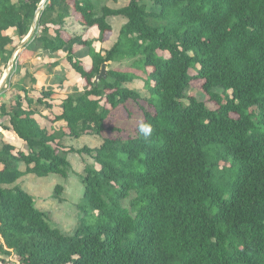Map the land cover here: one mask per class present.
<instances>
[{"label":"trees","instance_id":"obj_1","mask_svg":"<svg viewBox=\"0 0 264 264\" xmlns=\"http://www.w3.org/2000/svg\"><path fill=\"white\" fill-rule=\"evenodd\" d=\"M42 1L0 0L1 64L29 35ZM147 1L112 9L49 0L42 10L17 72L41 54L52 60L45 70L69 64L84 89L55 104L52 89L35 99L17 84L0 102V256L20 264H264V0H152L157 9ZM112 16L127 22L111 49L97 50ZM75 18L98 39L70 33ZM124 61H132L127 71L109 68ZM140 61L143 75L132 70ZM104 64L107 76L96 81ZM194 79L216 109L193 96L182 102ZM136 80L148 97L128 87ZM130 101L143 119L130 131L113 126V111ZM105 133L99 147L66 146ZM70 153L94 164L85 165L86 202L66 234L18 182L67 178Z\"/></svg>","mask_w":264,"mask_h":264},{"label":"rangeland","instance_id":"obj_2","mask_svg":"<svg viewBox=\"0 0 264 264\" xmlns=\"http://www.w3.org/2000/svg\"><path fill=\"white\" fill-rule=\"evenodd\" d=\"M94 1L97 3V0ZM130 1L131 0H118L117 2H114L111 0H99V5L108 6L112 9H120L126 7ZM147 5L149 8L157 9L154 7L152 0H148ZM108 21L112 25V31L106 35V38L103 42L98 41L95 43V49L97 50H102L103 47L105 49L112 48L114 46L113 44H115L118 39L117 37L119 35V31L127 22L122 16H112L108 18ZM67 30L72 34L83 33L84 38L90 37L93 39H98L99 36L92 30L88 32L79 28L76 18L69 21ZM78 30H80V32H78ZM10 34L13 35V32ZM16 44L18 45V43ZM16 47H11V50L14 51ZM19 55L20 53L16 58L15 66L10 75L12 79V86L6 88V82L4 88L0 91V102L12 99L14 94L13 85L17 84L29 88L31 90L30 94L35 99L41 97L42 92L50 89L54 91L53 97L56 100H61L63 97H66L67 94L72 93L73 91L84 89V81L76 77L75 72L72 70L69 64L63 62L53 69L45 70L50 68L48 64L52 60H49V58H44L41 54L24 63V65L20 67L19 72H17L18 63L21 64V62H19ZM61 56L64 58L65 53L62 52ZM82 59L85 67L88 68L90 63L89 58L84 57ZM131 64L132 61H124L122 63L113 62L112 64H109V68L127 71L129 70V66ZM8 65L9 63L1 64L0 62V84L7 73L9 67ZM42 66H44L43 69H41ZM132 70H135L138 74L143 75L142 61L138 63L136 69ZM65 77L67 78L66 80ZM33 79H36V84H33ZM61 79L65 80L64 83H61ZM128 87L140 91L144 97L149 96L148 92L144 89V81L142 80H136L134 83L128 85ZM218 92H222V90H218ZM189 96L196 97L198 100L205 102L211 109L217 108L216 102L213 101L203 89L202 80L194 79L190 83L188 90L185 92V97L182 100L185 105L188 104L187 98ZM47 101L49 102L48 99ZM141 104L153 111V109L149 107L145 101H141ZM143 117V111L140 109V106L130 101V103L115 109L109 121H112L113 118L114 122H111L113 123V126L127 128L128 131H130L134 130L136 125L143 119ZM64 125V122L58 123V126ZM106 135V133L100 136L85 135L78 139H67L66 146L68 148L72 147L75 149L95 147L98 145V143L102 142L104 137L109 136ZM0 140H3L1 136ZM68 159L71 163L72 169L67 178L54 174L44 178H39L34 175H27L23 177L18 183L22 185L26 192L36 197V207L49 214L52 225L56 226L66 234H73L77 219L80 215L79 208L80 206L85 205L86 202L84 195L85 189L81 176L84 175L85 165L94 164V162L91 157L78 153H70L68 155ZM22 169L24 170L25 167L22 166ZM57 186H61L63 189V191L60 190L62 191L60 192L61 201L55 197V189ZM0 264L20 263L14 254H12L11 256H0Z\"/></svg>","mask_w":264,"mask_h":264},{"label":"water","instance_id":"obj_3","mask_svg":"<svg viewBox=\"0 0 264 264\" xmlns=\"http://www.w3.org/2000/svg\"><path fill=\"white\" fill-rule=\"evenodd\" d=\"M49 2V0H43L41 2V4L39 5L38 9L36 10V13H35V16H34V21H33V25H32V29L29 33V35L21 42L17 45L16 49L14 50L12 56H11V59L9 61V67H8V70H7V73L6 75L4 76L1 84H0V91L4 88L7 80L9 79L10 75H11V72L15 66V61H16V58L18 56L19 53H21L20 51H23V49L25 48V46L33 39L35 33H36V30L38 28V21H39V18H40V14L42 12V10L45 8V6L47 5V3ZM106 66L107 64H104L103 67H102V71H101V74L97 77L96 81H99L101 80L102 78H106V72H107V69H106Z\"/></svg>","mask_w":264,"mask_h":264},{"label":"crops","instance_id":"obj_4","mask_svg":"<svg viewBox=\"0 0 264 264\" xmlns=\"http://www.w3.org/2000/svg\"><path fill=\"white\" fill-rule=\"evenodd\" d=\"M78 24V27L79 28H81V29H83V27L79 24V23H77ZM96 29H92V31H94L97 35H99L98 34V31L96 30ZM82 31V30H81ZM78 32H80V30H78ZM118 38V37H117ZM114 45V44H113ZM103 49H105L104 47H103ZM111 49V48H110ZM105 50H109V49H105ZM55 104L56 103H59V100H56L55 102H54ZM63 122V121H62ZM46 123V121H43L42 122V124H44V125H46L45 124ZM60 123V122H59ZM65 124V123H64ZM56 126L57 127H64V126H58V123L56 124ZM3 137L5 138V140H7V141H10V142H12L13 144H16V145H22L21 144V141L20 140H18V139H16V137L12 134V133H7V132H4L3 133ZM101 144H102V142H100V143H98V145L97 146H95V147H91V148H96V147H99V146H101ZM33 196V195H32ZM34 198H35V202H36V197L34 196Z\"/></svg>","mask_w":264,"mask_h":264},{"label":"clouds","instance_id":"obj_5","mask_svg":"<svg viewBox=\"0 0 264 264\" xmlns=\"http://www.w3.org/2000/svg\"><path fill=\"white\" fill-rule=\"evenodd\" d=\"M142 131L145 133V135H147V134L150 133L151 129H150L149 127L145 126V127L142 129Z\"/></svg>","mask_w":264,"mask_h":264}]
</instances>
